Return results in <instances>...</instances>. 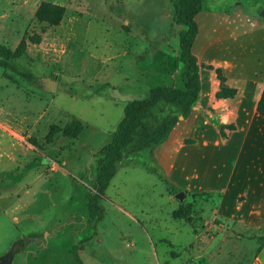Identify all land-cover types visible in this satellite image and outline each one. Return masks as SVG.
Instances as JSON below:
<instances>
[{
  "label": "rangeland",
  "instance_id": "1",
  "mask_svg": "<svg viewBox=\"0 0 264 264\" xmlns=\"http://www.w3.org/2000/svg\"><path fill=\"white\" fill-rule=\"evenodd\" d=\"M44 1L66 8L59 26L35 19ZM171 2L0 0V44L14 50L26 39L24 56L10 64L33 77L0 67V264H74L80 245L82 264H264V246L257 252L264 239V205L251 210L253 219L238 216L244 196L234 211L233 185L224 193L223 209L237 215L222 217L216 203L222 193L206 200L186 191L182 204L191 206L192 221L175 218L180 204L159 178L173 183L157 149L153 158L136 151L135 143L123 151L104 192L102 220L95 228L88 224L87 195L94 192L100 153L126 104L145 99L156 86L183 88L177 61L183 27L172 24ZM263 12L264 0H203L201 13L218 17V29L223 16L230 20L231 31L209 54L257 55L264 31L254 29L264 24ZM211 24H203L210 36ZM33 35L41 36L38 45L28 42ZM204 72L206 83L210 73ZM195 111L178 124L196 144L181 149L175 138L166 156L170 153L175 170H196L199 181L213 182L215 174L234 166L239 144L235 138L217 139V124L207 119L206 109ZM176 115L178 107L160 102L144 125L152 131ZM74 121L83 126L77 138L57 134L46 143L51 125L63 128ZM259 127L262 132L245 142L250 151L239 167L255 163L264 149L263 124Z\"/></svg>",
  "mask_w": 264,
  "mask_h": 264
},
{
  "label": "trees",
  "instance_id": "2",
  "mask_svg": "<svg viewBox=\"0 0 264 264\" xmlns=\"http://www.w3.org/2000/svg\"><path fill=\"white\" fill-rule=\"evenodd\" d=\"M172 24L181 26L183 29L178 33V57L177 61L182 65L181 81L183 88L178 89L172 86H156L149 90L148 96L143 100H134L126 104L123 111V118L118 123L109 144L101 150V159L96 178L93 184V193L87 195L88 224L93 228L103 218V209L100 205L105 190L115 175L116 166L123 158V151L128 146L134 144L136 151H148L154 158V150L162 146L169 138L173 128L179 123V117L183 121L188 119L191 113L198 107L202 96V79L201 70H207L215 74L218 82V89L214 94L215 100L233 99L237 90L230 88L226 84V78L220 67L213 65H200L197 57L192 52L195 38L198 34V26L195 17L202 11L203 0H172ZM66 14V8L51 2H41L37 7L34 17L37 22L45 24L47 27L59 26ZM42 32H44L42 30ZM28 42L38 45L41 42L40 35L29 37ZM27 49L26 39H21L18 46L11 50L0 44V67L5 70H11L25 79H32L29 73H19L17 69L10 64L13 60H18L24 56ZM160 102L168 105H174L179 108L180 115L167 116L159 126L150 131L144 125V121L151 115L153 108ZM208 106L207 111L211 112ZM257 114L264 120V87L258 103L256 105ZM236 128L233 124H223L219 128V136L222 140L227 139L226 131H234ZM83 131V126L79 121L60 128L56 125L49 127L48 134L45 138L46 143H51L57 134H61L68 139L77 138ZM185 144H195L194 140H185ZM159 178L171 189L173 193L183 191L176 187L167 179ZM212 193L202 192L193 193L191 197L210 198ZM193 211L189 205H179L175 218L184 220L187 223L192 221ZM264 246L258 248L260 252ZM82 249L80 245L73 252L74 264H82L78 252Z\"/></svg>",
  "mask_w": 264,
  "mask_h": 264
},
{
  "label": "crops",
  "instance_id": "3",
  "mask_svg": "<svg viewBox=\"0 0 264 264\" xmlns=\"http://www.w3.org/2000/svg\"><path fill=\"white\" fill-rule=\"evenodd\" d=\"M217 18L218 17H214V14L211 13H201L195 17L198 26V34L195 38L192 52L197 57L200 65L204 64L220 67L226 78V84L230 88L236 89L237 94L233 99L215 100L214 94L218 89V82L216 81L215 74L208 71L210 74H206L207 78L205 83V76H203V74L205 75L204 71L207 70L202 69V96L197 108L206 109L208 113L207 119L216 122V127L218 129L217 139H221L219 136V128L221 125L233 124L235 126L236 129L234 131H226L227 139L223 141L230 142L234 138L237 140L239 144L237 153L238 158L227 174H215L213 182L208 181L203 183V181H199L201 176L196 170L192 171L190 174H187L183 167L175 170L174 167H172V162L169 160L170 153L166 156V150L168 148L166 146H168V143L173 139L177 138L178 147L184 149L187 146L185 140L189 138L182 134L181 127L178 123L173 128L165 144L157 148L155 156L165 167L170 180L176 187L182 189L184 192L187 191L191 194L202 192L222 193V198L216 201L218 216L230 217L238 214V216L244 217L245 219H253V217L250 216L251 210L255 211L257 207L264 205V158L261 159L260 157L261 154L264 155V149L255 154L256 158L252 160V162L255 161V163L241 164L239 167L240 163L238 162L240 161V157L245 155L246 151L249 150L245 149V142L249 137L262 132L259 125L263 124L264 127V120L256 112V105L264 87V36H261L263 44L257 55L252 54V57H248V54L242 52L235 54L230 52L227 46H224V50L226 49V51L229 52L223 55L222 58H216L210 55L207 49H215L217 46H220L221 38L223 37L225 39L227 33L231 31L228 17L226 18V16H223L219 20L222 22L221 29H218L220 26H215ZM207 22L212 23L211 27H208L212 28V36L209 35L210 33L203 25ZM257 28L258 29H254V32L259 33L264 31V24ZM208 106L212 109L211 112L207 111ZM195 110L191 113L189 118L194 117ZM203 122L206 126L208 125L206 119ZM262 137H264V134ZM165 147L166 149L164 151ZM258 157H260V159ZM222 182L225 183L222 185ZM233 185L237 189L234 196V211H236L237 200L242 195L244 196V200L241 203V209H243L242 215L241 213L226 215L223 209V203L225 202L224 193Z\"/></svg>",
  "mask_w": 264,
  "mask_h": 264
},
{
  "label": "water",
  "instance_id": "4",
  "mask_svg": "<svg viewBox=\"0 0 264 264\" xmlns=\"http://www.w3.org/2000/svg\"><path fill=\"white\" fill-rule=\"evenodd\" d=\"M262 15L264 16V12ZM182 119H183L182 117H179V120H182ZM184 195H185V192L181 191V192L177 193L174 198L176 200H178L179 204H182L184 201Z\"/></svg>",
  "mask_w": 264,
  "mask_h": 264
}]
</instances>
